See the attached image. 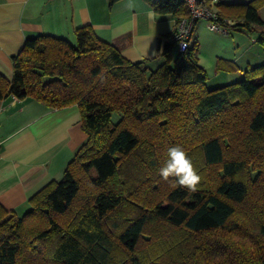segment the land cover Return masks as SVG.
Instances as JSON below:
<instances>
[{"label":"trees","instance_id":"obj_1","mask_svg":"<svg viewBox=\"0 0 264 264\" xmlns=\"http://www.w3.org/2000/svg\"><path fill=\"white\" fill-rule=\"evenodd\" d=\"M146 1L177 20L189 15L181 0ZM254 1L219 0L216 23L264 24ZM74 32L76 44L27 38L12 78L0 73V103L77 104L87 133L29 210L0 205V264H264V64L208 88L198 41L175 58L166 43L152 67L90 25ZM258 41L264 48V30ZM177 145L201 177L195 192L159 175Z\"/></svg>","mask_w":264,"mask_h":264},{"label":"crops","instance_id":"obj_2","mask_svg":"<svg viewBox=\"0 0 264 264\" xmlns=\"http://www.w3.org/2000/svg\"><path fill=\"white\" fill-rule=\"evenodd\" d=\"M205 1L218 11L219 0ZM129 3L118 0L110 6L109 0H0V73L12 78V57L27 38L47 33L72 40L75 29L85 25L114 43L129 60H147L149 65L158 66L164 61V45L175 43L177 17L156 13L146 0H131L132 7ZM197 23L193 41L199 42L195 36ZM174 50L173 45L175 58L178 50ZM222 59L230 61L219 57L217 68ZM225 65L232 70L230 64ZM237 70L244 72L240 66ZM81 117L77 104L52 108L30 97L2 100L0 205L22 215L30 209V199L38 191L62 178L66 165L87 139Z\"/></svg>","mask_w":264,"mask_h":264},{"label":"rangeland","instance_id":"obj_3","mask_svg":"<svg viewBox=\"0 0 264 264\" xmlns=\"http://www.w3.org/2000/svg\"><path fill=\"white\" fill-rule=\"evenodd\" d=\"M237 1L238 3H243L240 2L242 0ZM246 1L250 0H244V2ZM254 3L264 20V0H255ZM209 24V20L200 18L195 29V36L199 39V61L207 72L206 86L208 88H215L223 85L222 83L227 84L240 80L245 77V72L249 67L264 64V48L258 41L261 32L264 30V24L251 23L249 26H240L234 22L231 23L232 25L220 26L214 30L209 28ZM71 41L76 44L75 38ZM174 47L175 53L178 50L176 42L174 43ZM219 57H224L230 61L222 59L223 63L217 68L216 59L219 60ZM231 60H235L236 63L234 64L238 66L237 68L239 66L243 67L244 72L240 73L239 70V73H236L238 72L237 69H226L225 64L229 66ZM119 116L116 113L113 119L117 120Z\"/></svg>","mask_w":264,"mask_h":264},{"label":"clouds","instance_id":"obj_4","mask_svg":"<svg viewBox=\"0 0 264 264\" xmlns=\"http://www.w3.org/2000/svg\"><path fill=\"white\" fill-rule=\"evenodd\" d=\"M130 0L129 7H132ZM150 15V14H149ZM159 175L165 182H170L173 188L182 187L191 192L197 191L201 181L191 158L179 145L168 149L167 159L159 169ZM170 178H172L170 180Z\"/></svg>","mask_w":264,"mask_h":264},{"label":"built area","instance_id":"obj_5","mask_svg":"<svg viewBox=\"0 0 264 264\" xmlns=\"http://www.w3.org/2000/svg\"><path fill=\"white\" fill-rule=\"evenodd\" d=\"M188 9L189 15L181 17L177 20L174 41L178 44V52L185 51L193 42V31L196 22L200 18L210 21V29H218L219 24L216 23L219 15L205 0H181Z\"/></svg>","mask_w":264,"mask_h":264}]
</instances>
